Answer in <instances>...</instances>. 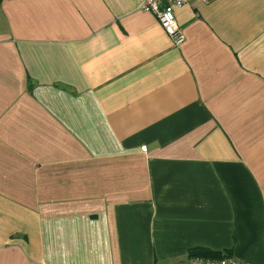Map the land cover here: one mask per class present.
<instances>
[{"label":"crops","instance_id":"obj_1","mask_svg":"<svg viewBox=\"0 0 264 264\" xmlns=\"http://www.w3.org/2000/svg\"><path fill=\"white\" fill-rule=\"evenodd\" d=\"M0 0V264H264V0Z\"/></svg>","mask_w":264,"mask_h":264},{"label":"built area","instance_id":"obj_2","mask_svg":"<svg viewBox=\"0 0 264 264\" xmlns=\"http://www.w3.org/2000/svg\"><path fill=\"white\" fill-rule=\"evenodd\" d=\"M186 1L188 0H143L141 9L151 11L158 19L163 30L166 31V35L178 45L183 36L175 20L174 7ZM201 1L206 2L208 0ZM189 260L187 264H255L247 260L244 261L233 254L220 256L219 258L193 256Z\"/></svg>","mask_w":264,"mask_h":264},{"label":"trees","instance_id":"obj_3","mask_svg":"<svg viewBox=\"0 0 264 264\" xmlns=\"http://www.w3.org/2000/svg\"><path fill=\"white\" fill-rule=\"evenodd\" d=\"M230 254L227 250H219V251H212V250H204L202 248H195L191 251V257L193 256H200V257H211V258H219L220 256Z\"/></svg>","mask_w":264,"mask_h":264}]
</instances>
